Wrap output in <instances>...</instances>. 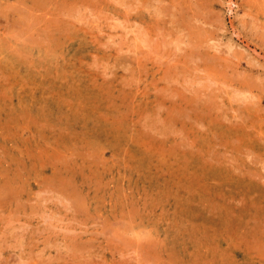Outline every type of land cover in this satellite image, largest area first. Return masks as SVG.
<instances>
[{"label": "rangeland", "instance_id": "374dc122", "mask_svg": "<svg viewBox=\"0 0 264 264\" xmlns=\"http://www.w3.org/2000/svg\"><path fill=\"white\" fill-rule=\"evenodd\" d=\"M0 264H264V0H0Z\"/></svg>", "mask_w": 264, "mask_h": 264}, {"label": "bare ground", "instance_id": "6f19581e", "mask_svg": "<svg viewBox=\"0 0 264 264\" xmlns=\"http://www.w3.org/2000/svg\"><path fill=\"white\" fill-rule=\"evenodd\" d=\"M162 2V1H161ZM60 9V8H59ZM63 9V8H62ZM84 10V9H83ZM57 12V11H56ZM47 14V13H46ZM90 15V14H89ZM95 15V14H94ZM43 16V15H42ZM77 17V16H76ZM74 18H75V16H74ZM45 21V20H44ZM54 25V24H53ZM46 26V25H45ZM48 31V30H47ZM67 31V30H66ZM146 31V30H145ZM145 33V32H144ZM140 34V33H139ZM150 35V34H149ZM156 35V34H155ZM147 36V35H146ZM148 37V36H147ZM146 37V38H147ZM158 38V37H157ZM37 40V39H36ZM47 40V39H46ZM143 42V41H142ZM156 44V43H155ZM193 46V45H192ZM192 48V47H191ZM185 50V49H184ZM168 54V53H167ZM159 57V56H158ZM163 58V57H162ZM193 59V58H192ZM167 62V61H166ZM195 62V61H194ZM166 64V63H165ZM169 64V63H168ZM176 65V64H175ZM168 76V75H167ZM165 90V89H164ZM246 99V98H245ZM247 100V99H246ZM159 106V105H158ZM159 108V107H158ZM146 113V112H145ZM236 118V117H235ZM164 122V121H163ZM164 124V123H163ZM166 134V133H165ZM86 157V156H85ZM68 159V158H67ZM95 159H96V157H95ZM251 159V158H250ZM140 235V234H139Z\"/></svg>", "mask_w": 264, "mask_h": 264}]
</instances>
